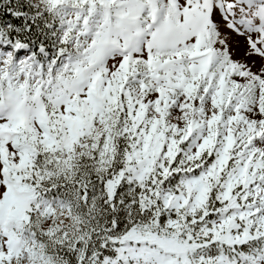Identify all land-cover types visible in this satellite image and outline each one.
Returning a JSON list of instances; mask_svg holds the SVG:
<instances>
[{
    "label": "snow or ice",
    "instance_id": "snow-or-ice-1",
    "mask_svg": "<svg viewBox=\"0 0 264 264\" xmlns=\"http://www.w3.org/2000/svg\"><path fill=\"white\" fill-rule=\"evenodd\" d=\"M0 264H264V0H0Z\"/></svg>",
    "mask_w": 264,
    "mask_h": 264
}]
</instances>
